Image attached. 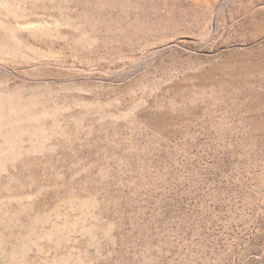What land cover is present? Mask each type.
<instances>
[{"label": "rangeland", "instance_id": "1", "mask_svg": "<svg viewBox=\"0 0 264 264\" xmlns=\"http://www.w3.org/2000/svg\"><path fill=\"white\" fill-rule=\"evenodd\" d=\"M0 264H264V0H0Z\"/></svg>", "mask_w": 264, "mask_h": 264}]
</instances>
